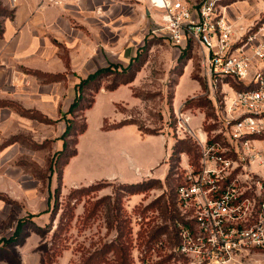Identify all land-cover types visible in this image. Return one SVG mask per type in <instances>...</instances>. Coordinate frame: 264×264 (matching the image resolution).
I'll return each mask as SVG.
<instances>
[{
  "label": "rangeland",
  "instance_id": "rangeland-1",
  "mask_svg": "<svg viewBox=\"0 0 264 264\" xmlns=\"http://www.w3.org/2000/svg\"><path fill=\"white\" fill-rule=\"evenodd\" d=\"M0 3L9 10L12 9L5 0H0ZM262 16L263 14L252 25H257ZM3 19L0 14V28ZM261 24L260 21L258 26ZM137 54L139 57L134 66H141L136 74L135 88L125 86L113 93H98L94 106L87 111L88 129L79 147L77 146L79 155L71 162L67 171L70 176L73 171L75 173L95 165L94 169H90L89 175L94 184L76 187L64 194L69 185L63 182L61 199L54 214L52 207L48 212L41 213L36 220L32 215L25 216V219L29 218L28 226L32 225L30 219L33 217L32 221L46 230L43 236L31 232L25 240L26 243L31 235L36 237L30 242H38L34 250L40 255V264H117L112 251L102 256L106 247L112 245H124L128 248L127 264H185L174 252L177 237H171V227L174 226L176 230L175 222L179 219L175 196L179 180L175 179L174 173L181 166L172 158L168 160L167 166L164 163L157 168V162L162 163L168 158L174 143L179 139L176 135H168L169 143L165 148L161 146L160 139L151 138L143 130L159 132L164 129L165 132H174L173 109L176 110L191 95H195L189 104L193 115L209 117L213 114L211 101L207 97V82L201 76V50L192 44L187 53L182 55L165 36H154L145 42ZM182 70L183 76L180 75ZM112 79V76L109 77V80ZM224 81L235 85L230 79ZM106 83L104 81L103 86ZM91 95L90 92L85 95V105L90 102ZM118 103L121 104L120 107L117 106ZM85 114L81 112L66 115L60 121L70 119L72 126L79 129L85 123ZM126 115H130L128 120L134 122L127 125L131 128L107 133L100 130L105 125V119L108 123H113ZM196 123L197 121L194 125ZM141 134L146 135L145 139ZM59 138L54 139L51 149L47 148L34 155L42 169L28 155L21 156L22 160L18 163L26 166V172L30 173L31 169H35V174L43 183L40 188L41 197H55L57 178L52 177L48 183L46 167L52 161L51 164L59 170L66 159L57 153L55 144L62 142ZM72 144L70 143L69 150L74 149ZM121 144L126 146L122 149ZM191 157L190 155L189 158ZM31 162L37 166H33ZM135 164L143 170L145 166L156 167L154 178L148 177L140 182L145 183L141 188L143 192L131 196L127 184L118 182L120 180H105L108 175L114 173L118 177L121 172L124 183H136L139 179L131 170ZM171 168L173 170L167 179ZM165 172L162 177L161 174ZM177 173L180 174V171ZM151 179H160L161 183L151 187L148 184ZM66 182L69 184V181ZM70 195L75 198L69 200ZM159 199V204H152ZM170 202L172 205L168 209ZM96 203L97 209L92 213L91 209ZM159 205H162V209H158ZM164 206L166 208L163 209ZM171 209L176 214L173 221L168 214ZM49 224L51 226L48 229ZM157 229L168 231L157 241L148 244L147 235Z\"/></svg>",
  "mask_w": 264,
  "mask_h": 264
},
{
  "label": "crops",
  "instance_id": "crops-1",
  "mask_svg": "<svg viewBox=\"0 0 264 264\" xmlns=\"http://www.w3.org/2000/svg\"><path fill=\"white\" fill-rule=\"evenodd\" d=\"M58 1L59 3L16 0L12 4L10 0H5L14 10V16L3 20L0 33V194L13 203L0 198V239L9 237L20 219L32 215L36 220L41 213L48 212L53 207L54 197H41L40 188L43 183L35 174V169L30 168L32 171L26 172V166L18 163L22 160L21 156L28 155L40 166L34 155L47 148L51 149L54 139L58 136L62 141L66 122L60 119L68 116L67 112L76 98V87L80 81L109 65L127 67L148 39L162 36L157 32L158 23H161V12L152 8L149 0ZM184 1L196 6L201 0ZM224 9L231 22L239 27H248L256 22L261 14L263 16L259 22L262 21L264 0H240L224 6ZM38 73L59 74L65 77L46 81L44 77L38 76ZM125 86L135 88V80L117 89ZM113 91L102 88L99 92ZM194 96H189L176 110L173 109V112L177 113ZM6 102L26 110L41 112L55 122L45 124L24 116L8 104L4 105ZM117 106L120 107L121 104L118 103ZM91 108L85 111L87 129V111ZM129 116L126 115L113 123H108L105 119L104 124L115 125L128 120ZM200 119V116L194 117L192 126L195 127ZM195 121L197 123L194 125ZM129 124L110 129H105V125H102L100 130L104 133L112 130L119 132L131 128L127 126ZM86 131L78 136V147ZM147 134L151 138L160 139L161 146L165 148L169 143L168 135H175L174 132H165L164 129L157 132L156 136ZM145 136L141 134L143 139ZM46 142L50 143L42 147ZM55 145L56 149L61 151L63 141L56 142ZM120 146L123 149L126 145ZM78 155L79 149L63 168L62 185L63 182L69 185L64 194L73 188L94 184L89 175L90 169H94L95 165L67 175L71 162ZM170 155L162 163L158 161L157 168L162 167L164 163L167 166ZM182 155L185 158L186 155ZM33 162L31 164L37 166ZM41 166L40 169L43 168ZM131 168L139 179L136 183L148 177L154 178L156 167L145 166L143 170L135 164ZM166 172L161 174L162 177ZM48 175V183L54 176L58 182L56 173ZM122 178L120 172L118 177L113 173L105 180L136 184L124 183ZM66 181H69V184ZM33 238L36 237L31 235L27 242L18 248L22 264H40V255L34 250L38 242L35 239L33 243L30 242ZM0 264L9 263L0 261Z\"/></svg>",
  "mask_w": 264,
  "mask_h": 264
},
{
  "label": "built area",
  "instance_id": "built-area-1",
  "mask_svg": "<svg viewBox=\"0 0 264 264\" xmlns=\"http://www.w3.org/2000/svg\"><path fill=\"white\" fill-rule=\"evenodd\" d=\"M220 1L149 0L160 35L180 53L200 48L213 112L195 127L186 103L175 113L174 134L199 159L181 155L175 174L174 252L185 264H264V23L239 27Z\"/></svg>",
  "mask_w": 264,
  "mask_h": 264
},
{
  "label": "trees",
  "instance_id": "trees-1",
  "mask_svg": "<svg viewBox=\"0 0 264 264\" xmlns=\"http://www.w3.org/2000/svg\"><path fill=\"white\" fill-rule=\"evenodd\" d=\"M236 1H240V0H221L220 4L223 6H226L232 2H236ZM0 14L1 16L5 18H12L14 16V10L11 9L9 10L8 8L2 6V4L0 3ZM3 19V20H4ZM262 23H264V18L261 21ZM3 24V22H2ZM258 25V24H257ZM1 29L2 26L0 28V33H1ZM187 52H184L182 55H184ZM139 56L137 55L135 58L132 59V61L130 62V64L127 67H119L117 65H109L103 68L98 69L97 71H95L94 73L89 74L86 78L82 79L80 81V83L77 85L76 87V91H77V95L76 98L74 100V102L71 104V106L69 107L68 110V115L72 116V115H76L78 113L81 112H85L87 109L91 108L94 104L95 101V96L96 94L102 89L105 88L108 91H113L116 90L117 88H119L121 85H127L132 83L135 78H136V74L137 72L140 70V66L141 64H139L138 66H134L136 59ZM185 66V64H184ZM183 74V70L181 71L180 75ZM38 76L40 77H44L46 81H54V80H58V79H62L65 77V75H43L38 73ZM113 77L112 80H109V77ZM107 82L105 86H103V82ZM237 88H242L241 86H237ZM91 93L92 97L90 102L85 105V95L88 93ZM192 100V99H191ZM190 100H188L186 102V107H190ZM7 104L11 107H13L14 109H16L19 113H21L24 116H28L30 118L36 119L42 123L45 124H54L55 121H53L52 119L48 118L47 116H45L44 114H42L41 112L38 111H31V110H26L16 104L13 103H4V105L7 106ZM70 120V119H69ZM67 120L66 121V129L63 132L61 139L63 141V148L61 151H58V155L61 157H65V161L64 163L61 165L60 169L57 170L56 166H54L53 164H51V162H48V173H47V177L49 178L50 175L48 174H53L56 173L57 177H58V186L55 190V197H54V203H53V214L55 212L56 207H58L60 199H61V185H62V171L64 166L68 163V160L75 156L77 154V143H78V136L83 134L86 129H87V123H86V118H85V123L78 129L76 127L72 126V123H70V121ZM129 123H134L133 121H129V120H125L122 121L118 124L115 125H105V129H110V128H117L120 126H123L125 124H129ZM78 129V130H75ZM141 130H143L142 128H140ZM145 133H150V134H156L157 132H153V131H147V130H143ZM50 142H46L43 144L42 147L48 145ZM70 143L73 145L72 150H69V146ZM182 154H185L188 158L191 155L192 157L189 158L194 164L198 163V159H199V152H198V148L197 145L189 139H184V140H177L174 145H173V150L172 153L169 157V159H175V161H177V163L180 160V157ZM172 168L169 171V174L167 175V179L170 176V173L172 172ZM178 170L175 171V174H177ZM181 175L179 176H175V179H178L180 181ZM161 181L160 179H151L149 186H153L155 184H160ZM145 185V183H136V184H127V188H128V193L133 196V195H137L141 192H143L144 190L141 189L143 186ZM179 185V182L177 183L175 189L177 188V186ZM146 191V190H145ZM72 195H70V197H68L69 200L74 199L75 197H71ZM0 198L7 201L8 203H13L12 201H10L9 199H7L5 196L0 194ZM160 199L155 201V203H152L153 205H157L159 204ZM99 203V202H98ZM97 203L94 205V207L91 209L92 213H94V211L97 209ZM171 202L168 204V209L171 206ZM96 208V209H95ZM166 208V206L163 207V209ZM158 209H162V205H159ZM172 218L170 219L171 221H173L175 214V211L173 209H171V211L168 213ZM93 216V214H92ZM33 218V217H32ZM32 218L30 219V222L32 223L31 226H28V221L29 218L25 219L22 218L20 219L17 224L16 227L14 229V232L7 238H2L0 239V261H8L10 264H22L21 263V259L18 253V248L23 246L25 243L26 238L29 236V234L31 232H35L37 234L40 235H44L43 233H45V229H43L42 227L36 225L35 222L32 221ZM50 224L47 227L48 229L50 228ZM171 231H172V238L175 239L177 236V232L174 229V226L171 227ZM168 230L164 229H157L156 231L150 232L149 235H147L149 237V240L147 241L148 244L153 243L154 241H157L162 235H164ZM114 243V242H113ZM112 251L113 254L116 256V261L117 264H127V255H128V248L125 247L124 245H112L110 247H106L105 252L102 253V256H105L107 254V252Z\"/></svg>",
  "mask_w": 264,
  "mask_h": 264
}]
</instances>
